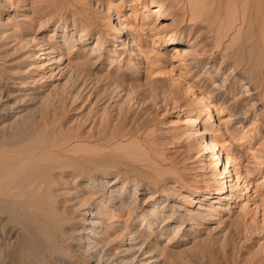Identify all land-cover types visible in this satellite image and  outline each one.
Listing matches in <instances>:
<instances>
[{
    "label": "rangeland",
    "instance_id": "374dc122",
    "mask_svg": "<svg viewBox=\"0 0 264 264\" xmlns=\"http://www.w3.org/2000/svg\"><path fill=\"white\" fill-rule=\"evenodd\" d=\"M232 2L82 0L83 18L100 23L87 32L81 14L73 23L69 0H0V84L7 83L0 90V150L15 156L22 150L8 177L34 180L41 192L24 205L27 214L1 215L5 263L29 256L30 264H243L249 258L264 264V183L257 185L264 177V127L254 132L264 126V108L252 106L256 97L244 84L247 73L259 84L264 70V13L255 14L250 0ZM158 3L164 16L145 21ZM54 30L64 36L48 40ZM80 36L84 42L75 45ZM171 36L184 43H170ZM236 63L243 68L238 75ZM227 76L230 100L248 95L238 109L243 119L225 128L222 113L214 131V120L193 105L199 92L207 95ZM62 89L64 105L56 101ZM45 106L53 111L43 113ZM24 123L30 134L20 135ZM237 135L244 144H236ZM206 141L216 143L221 159L205 149ZM227 156L229 165L217 167L228 172L219 179L214 165ZM224 181L222 203H209ZM190 184L209 200L185 194ZM152 207L161 215L158 225L144 217ZM27 223L36 225L44 255H32L21 238ZM174 235L176 242L165 245Z\"/></svg>",
    "mask_w": 264,
    "mask_h": 264
},
{
    "label": "bare ground",
    "instance_id": "6f19581e",
    "mask_svg": "<svg viewBox=\"0 0 264 264\" xmlns=\"http://www.w3.org/2000/svg\"><path fill=\"white\" fill-rule=\"evenodd\" d=\"M68 1V0H67ZM79 1H82V0H69V5H71V7L69 8V9H66V10H69V12L68 13H70V14H72L73 15V23H75V21H77L78 19V17H80V14H81V17L79 18L80 20H79V23H84V28H85V30L88 32V31H90V29H94L95 30V28H97V27H99V25H100V23L97 21V22H95L94 20H93V18L91 19L90 18V20L88 19L87 21L83 18V16H82V14H83V12H82V10H84L81 6H79L78 4V2ZM175 1H179V0H175ZM188 1V0H187ZM197 1V0H196ZM199 1V0H198ZM232 1H240V0H232ZM152 2H154V1H152ZM190 2V1H189ZM234 2H232V3H234ZM245 2H246V0H244V4H245ZM250 2L252 3V5L254 6V10H255V8H256V10H255V14L256 13H259V11H260V13L262 14V12L264 13V0H250ZM194 3V2H193ZM197 3V2H196ZM195 3V4H196ZM44 4V3H43ZM174 4V3H173ZM192 4V3H191ZM240 4H241V2H240ZM243 4V3H242ZM83 5V4H82ZM227 5H229V4H227ZM246 5V4H245ZM193 6V5H192ZM196 6H198V5H196ZM182 7V6H181ZM230 7H231V4H230ZM233 7H234V5H233ZM238 7H240V5L238 6ZM249 7V6H248ZM261 7V8H260ZM46 8V7H45ZM193 8V7H192ZM175 9V8H174ZM243 9H244V7H243ZM2 10H4V9H0V11H2ZM192 10V12L194 11L193 9H191ZM145 11V10H144ZM258 11V12H257ZM82 12V13H81ZM88 12H89V10H88ZM191 12V11H190ZM195 12H196V10H195ZM246 11H244L243 13H245ZM38 13V12H37ZM150 13L151 14H149V15H145L144 16V20L146 21V19L149 17V16H153V17H155V19H158V18H162L163 16H164V14L166 13L163 9H162V7L159 5V3H158V5H157V7L153 10V11H150ZM116 14V13H115ZM190 14V13H189ZM245 15V14H244ZM254 15V14H253ZM246 16H248V15H246ZM262 16L264 17V14H262ZM84 17H86V16H84ZM256 17V16H255ZM254 17V18H255ZM63 18V17H62ZM65 18V17H64ZM191 17H189V19H190ZM264 19V18H263ZM259 20H260V18H259ZM50 21H48L47 23H45L44 24V26H46L48 23H49ZM242 22V21H241ZM240 22V23H241ZM262 22V21H261ZM36 22L34 21V24H35ZM40 23V22H39ZM249 23H250V20H249ZM263 23V22H262ZM94 24H96V25H94ZM92 25H94V26H92ZM252 25V24H251ZM101 27V26H100ZM261 27V26H260ZM263 28H264V24H263V26H262ZM252 29V28H251ZM264 30V29H263ZM257 31H259V28H258V30ZM260 31H262V30H260ZM262 32H264V31H262ZM256 33V32H255ZM261 33V32H260ZM101 34V33H100ZM262 34V33H261ZM53 36H55V38L57 37V36H59V37H63L64 35H57V34H55V30L51 33V35H49V39L48 40H50V38H52ZM254 36V35H253ZM172 37V36H171ZM261 38V37H260ZM97 40H98V37L96 38ZM249 39V38H248ZM262 39V38H261ZM64 40H66V39H64ZM84 40H85V38H82L81 36L79 37V39H78V41H77V43L75 44V45H79V44H81V43H83L84 42ZM257 40V39H256ZM263 40V39H262ZM176 42V43H179V44H183L182 42H181V40L180 39H177V40H175V38L174 37H172V40L170 41V43H172V42ZM255 41V40H254ZM258 41V40H257ZM42 44H44V41L42 40ZM256 42V41H255ZM261 42V41H260ZM264 43V42H263ZM100 44H98L97 43V45H94V47H93V49H100V46H99ZM264 45V44H263ZM242 46H243V43H242ZM48 48H50V47H48ZM44 49V48H43ZM62 49H64V47L63 46H60L59 47V51L60 52H62ZM259 50V49H258ZM80 51H81V49H80ZM263 51H264V47H263ZM59 52V53H60ZM96 52L94 51L93 53L91 52L89 55H92V54H95ZM259 53H260V51H259ZM258 54V53H257ZM89 55H87V56H89ZM235 55V54H234ZM238 57V56H237ZM240 57V56H239ZM85 59H87V57H85ZM237 59V58H236ZM259 60H260V57H259ZM223 61V60H222ZM236 62V61H235ZM245 62V61H244ZM255 62V61H254ZM238 63H241L240 61L238 62ZM238 63H236V64H233V66H231V67H233V69H232V71L234 72V74L235 75H238V74H240V72L243 70V68L241 67V66H239L240 64H238ZM252 63V62H251ZM245 64V63H244ZM253 64V63H252ZM256 64V63H255ZM251 65V64H250ZM249 64H248V67L250 66ZM223 65H222V63H220V65L218 66V67H222ZM246 65H244L243 67H245ZM80 67V66H79ZM82 67V66H81ZM252 67V66H251ZM242 69V70H241ZM252 69V68H251ZM257 69H258V67H257ZM253 70H254V67H253ZM260 70V69H259ZM263 70V68H261V72H259L260 74L258 75V73H257V75L259 76V79H260V83L259 84H253V82L251 81V74H250V77H249V75H248V73L247 74H245L244 75V79L246 80L245 81V83L244 84H248L249 86H251V88H247L248 89V91H249V95H255V97H256V100H255V103H252V106H253V104L254 105H256V104H262V106H261V108H264V89H263V83H264V70ZM222 71V70H221ZM256 72V71H255ZM254 75V74H253ZM256 75V74H255ZM256 78H257V81H258V77L256 76ZM154 80V79H153ZM230 79H229V77L227 76V77H225L223 80H221V83L219 84V85H215V86H213V89H211L210 91H207V95H204V93H202V92H199L198 93V98H199V102L197 101V103H193V104H188L187 105V107H190L191 105H193V106H196V105H198V108H199V110H201V111H203L205 114H206V121L208 120H214V126H213V130L215 131V130H217L218 128H219V126H218V124H217V120L219 121L220 120V118H219V115L220 114H222V113H226V114H228V115H226V117H225V120L223 121V127H225L226 128V126H230V122H233V121H239L240 122V120H242L243 118L240 116V114H241V112L240 111H238V109L240 108V105H241V103H243L242 101L244 100V98L245 97H247L248 95H239V96H237L236 98H234L233 100L231 99L230 100V98H229V95H230V90H228L229 88H227V81H229ZM252 80H253V78H252ZM155 81V80H154ZM153 82V81H152ZM240 82H242V79L241 80H239L238 81V83H240ZM254 83H256L255 81H254ZM258 83V82H257ZM6 81H3V82H1V84H0V90L1 89H3V87H6ZM203 84V83H202ZM235 86V88L237 87V88H239L238 87V85H234ZM189 88H192V87H189ZM233 89V88H232ZM1 92V91H0ZM65 93H66V91L64 90V89H62V91L59 93V94H57L58 96L56 97L57 99H56V101H58V102H60L61 104H63L64 105V103H65V98H66V96H65ZM233 93V92H232ZM261 93L263 94V96L261 95ZM173 95H175V93H173ZM214 97V98H217V103H212V101L210 100V98L211 97ZM233 96H234V94H233ZM6 97H9V96H6ZM232 97V96H231ZM2 98V97H1ZM0 98V99H1ZM10 98V97H9ZM247 99V98H246ZM251 107V106H250ZM249 108V107H248ZM253 108V107H252ZM73 109H75V108H73ZM243 110V109H242ZM245 110L247 111L248 109L247 108H245ZM42 111H44L43 113H48L49 111H53L50 107H47V106H45L43 109H42ZM243 113V112H242ZM245 114V113H244ZM32 117V116H31ZM215 118H217V119H215ZM199 122L200 121H198V119L196 118V119H193V121H192V125H194V124H199ZM238 122V123H239ZM33 123H35L34 122V120L31 122L30 121V124H32L33 125ZM219 123V122H218ZM252 123H253V121H252ZM19 124V123H18ZM21 124V123H20ZM26 124H28V123H26ZM24 125H25V123L22 125V126H20V127H22V128H20L21 130V132L22 133H20V135L21 134H23V133H29L30 134V129H29V131L27 130L28 129V125L27 126H25L24 127ZM143 125V124H142ZM17 127V126H16ZM262 127H264L263 125H261V124H259V127L256 129V130H254V132H256V131H258L259 129H261ZM19 128V127H18ZM25 128V129H24ZM250 128V127H249ZM16 129V128H15ZM24 129V130H23ZM10 131H14V130H9V132ZM203 132L202 133H204L205 131H207L206 130V128H204L203 130H202ZM225 131H228L227 129H225ZM224 131V132H225ZM16 132V131H15ZM234 132V131H233ZM235 132H236V130H235ZM251 132V131H250ZM11 134H12V132H11ZM224 134V133H223ZM233 134H235V133H233ZM7 136H8V134H6ZM20 135H19V137H20ZM225 135V134H224ZM16 138H18V136L16 137ZM235 139H236V141H237V145H242V144H244V142L245 141H242L243 139H242V136L241 135H237V137H235ZM19 140V142H20V140H25V138L24 139H18ZM250 141V140H249ZM17 142V141H16ZM18 144V143H17ZM20 144H22V142L20 143ZM3 145V147H6V148H8V152H9V147H8V145H5V143L4 144H2ZM32 145V144H31ZM41 145V144H40ZM40 145H38V146H40ZM205 149H207V150H209V153L211 152V153H214V155H217V159H221V157H220V154H219V151H218V148L216 149V147H217V145H216V143L214 142V141H206L205 142ZM43 146V145H42ZM47 146V145H46ZM50 147V146H49ZM49 147H46V148H49ZM0 148H1V146H0ZM15 148V147H14ZM13 148V149H14ZM43 148L45 149V146H43ZM11 149V148H10ZM1 151H3V150H0V217H1V215H4L3 213H7V214H9L10 215V218H11V215L13 216L14 214L16 215L17 213L19 214V211H22L21 213H23L24 211L26 212V209H25V206L24 205H26V204H30L31 203V201H30V198L31 197H33V195H36V192L38 191V189H39V187H37V184L35 185L34 184V180L33 181H31V182H33V185H35V187L34 186H32V184H30L29 182H26V181H22V180H20V181H22V182H20V181H16V180H13V179H10V178H12V177H8L9 175L8 174H11L10 173V170H11V167L10 166H13V165H15L16 164V162L18 161H20V159H21V161H22V158H24V157H21V154H22V150H21V154H20V156H15V155H13L12 153V155L10 154V155H3V154H1V153H3V152H1ZM12 151V150H11ZM16 152H17V149H16ZM257 152V151H256ZM19 153V152H18ZM18 153H17V155H18ZM8 154V153H7ZM11 156H13V157H11ZM25 156V155H24ZM30 157V156H29ZM212 157L213 156H209V160H212ZM230 158L227 156L226 158H225V163L223 162V160L222 161H220V162H217V163H215V165H214V170H215V174L218 176L217 178H219V179H223V178H225V175H226V173L228 172V171H224V169H220V167H217L219 164H220V166L222 165V164H227V165H229V163H230ZM24 163V159H23V162H22V164ZM19 164H21V163H19ZM29 164V163H28ZM217 164V165H216ZM26 167V166H25ZM38 167V166H37ZM228 167V166H227ZM34 168H36V167H34ZM42 170V169H41ZM37 172V171H36ZM226 172V173H225ZM175 173H176V170H175ZM35 174V173H34ZM38 174V173H37ZM43 174H44V172H43ZM29 175V174H28ZM36 175V174H35ZM39 175V174H38ZM41 176V175H40ZM39 176V177H40ZM26 177V176H25ZM215 177V176H214ZM4 178V179H3ZM14 178V177H13ZM27 179H28V177H26ZM25 178V179H26ZM33 178V177H32ZM23 179V178H22ZM30 179V178H29ZM118 179V178H117ZM44 180V179H43ZM238 180V178L236 177V181ZM27 181H29V180H27ZM36 181H38V180H36ZM40 181V180H39ZM41 182H43V181H41ZM174 182H177L176 180L174 181ZM227 181H224L222 184H221V187L219 188V190H217L218 191V198L217 199H213V200H215V201H212L211 199V201L209 200V193L207 194V195H205L204 194V189L202 188V187H200L199 185H193V184H190V185H188V186H184V188H183V192L186 194H190V195H193L194 197H197V198H199V201L198 202H200V199H203V200H209V203H213V204H221L222 203V201L224 200V197H221V195H224V193H226L227 191H228V185H227V183H226ZM36 183V182H35ZM38 183V182H37ZM262 183H264V177H263V179L262 180H260L259 182H257V185L258 184H262ZM39 184H41L40 182H39ZM43 184V183H42ZM127 184V181H124L123 183H122V186H121V189H124L125 188V185ZM134 185H136V184H134ZM45 187V186H44ZM183 187V186H182ZM136 188V187H135ZM170 188H172V186L170 187ZM41 189V188H40ZM43 189V188H42ZM46 190V189H45ZM155 191L154 192H156V191H158V189H154ZM48 191V190H47ZM41 193V192H40ZM40 193H38L37 192V195H38V197L40 196ZM168 193V192H167ZM159 194H161L162 196H165V198H168L169 199V196H168V194H162V192L161 191H159ZM49 195V194H48ZM45 196V195H44ZM37 197V198H38ZM50 197V196H49ZM184 197H186L187 198V196L185 195ZM237 195H234V196H231L230 198H233V200L234 201H236V199H237ZM41 198V197H40ZM43 198V197H42ZM229 198V199H230ZM28 199H29V201H30V203H29V201H28ZM36 199V198H35ZM34 200V199H33ZM47 200V199H46ZM187 200V199H186ZM39 201V200H38ZM37 201V202H38ZM43 201V199L42 200H40V202H42ZM35 202V201H34ZM39 203V202H38ZM42 203H46L45 202V200L42 202ZM36 204V203H35ZM27 206H29V205H27ZM44 206V205H43ZM23 207H24V209H23ZM32 207V206H31ZM48 207V206H47ZM21 209H23V210H21ZM28 209H30V206H29V208ZM36 209V208H35ZM124 209V208H123ZM146 209V208H145ZM31 210V209H30ZM39 210V209H38ZM125 210V209H124ZM205 210H207V209H205ZM17 211V212H16ZM217 211V210H216ZM16 212V213H15ZM27 212H30L29 210L27 211ZM27 212H26V214H27ZM34 212V211H33ZM20 213V214H21ZM31 213H32V210H31ZM50 213V212H49ZM127 213V216H130L131 218H133V215H132V213H128V212H126ZM144 217H147V218H154V223L155 224H157L158 225V222H160V221H158L159 220V216H161L160 214H159V211H158V213L157 214H159V215H156L155 213H154V207H152L151 209H146V210H144ZM214 213V212H213ZM19 214V215H20ZM30 214V213H29ZM125 214V213H124ZM14 215V216H15ZM31 215H33V213L31 214ZM35 215V214H34ZM121 215H123V211H122V213H120V214H118L117 216L118 217H120ZM7 216V215H6ZM23 216V215H22ZM27 216V215H26ZM29 217V216H28ZM27 217V218H28ZM33 217V216H32ZM8 218V217H7ZM22 218V217H21ZM39 218V217H38ZM37 218V219H38ZM44 218V217H43ZM116 218V217H115ZM170 218V217H169ZM24 219V218H23ZM36 219V218H35ZM11 220V219H10ZM144 220V218L141 220V222ZM166 222L164 223V222H162L161 223V225L162 226H166V224H167V222H169V219H168V217L166 218V220H165ZM44 222V221H43ZM45 223V222H44ZM43 223V224H44ZM29 226L28 227H24V231H25V229L27 230V233H25L23 230V232L22 233H24V235H22L21 233V238L24 236V238H23V240H25L26 241V244H29V246H31V251H32V255L33 254H35V253H40V254H42V255H44V245H43V241L40 239V236L36 233V225L35 224H29V223H27ZM42 224V223H41ZM42 224V225H43ZM145 224H146V222H145ZM46 226V225H45ZM145 226V225H144ZM197 226V225H196ZM22 228H23V226H22ZM193 228H197V227H193ZM191 231H195L194 229H191ZM19 236V235H18ZM53 236V238H54V236L55 235H52ZM140 236V235H139ZM175 236L176 235H174V237H172L171 238V240L172 241H170V239L167 241V243L165 244V245H169V244H173V243H175L176 242V239H175ZM18 238V237H17ZM56 238H58L57 236H56ZM47 246V245H46ZM44 247V248H43ZM197 248H199V250L200 249H203V247H204V245H198V246H196ZM45 251H46V248H45ZM198 251V250H197ZM3 256L4 255H6L5 253H3L2 254ZM223 255H224V257H226L227 256V254L226 253H223ZM255 256V255H254ZM28 259H30V257L28 256ZM23 260V261H20L19 263H16V264H30V262H29V260ZM227 259H229L230 260V258H227ZM227 259H225V260H227ZM26 261H28V262H26ZM231 261V260H230ZM257 261L258 260H256V258H254V259H251V258H249L246 262H244L243 264H257ZM228 262V261H227ZM230 263V262H229ZM0 264H7V263H5V259H3L2 257H0ZM224 264H226V263H224ZM259 264V263H258Z\"/></svg>",
    "mask_w": 264,
    "mask_h": 264
}]
</instances>
